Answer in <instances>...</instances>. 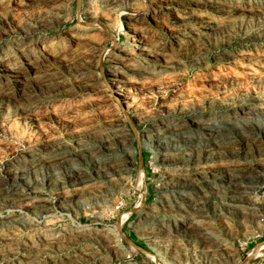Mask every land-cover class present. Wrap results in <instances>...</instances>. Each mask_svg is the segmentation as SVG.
<instances>
[{"label":"rangeland","instance_id":"1","mask_svg":"<svg viewBox=\"0 0 264 264\" xmlns=\"http://www.w3.org/2000/svg\"><path fill=\"white\" fill-rule=\"evenodd\" d=\"M0 264H264V0H0Z\"/></svg>","mask_w":264,"mask_h":264},{"label":"bare ground","instance_id":"2","mask_svg":"<svg viewBox=\"0 0 264 264\" xmlns=\"http://www.w3.org/2000/svg\"><path fill=\"white\" fill-rule=\"evenodd\" d=\"M142 45V44H141ZM140 45V46H141ZM105 52L106 51H104L103 53L105 54ZM146 52V51H145ZM107 54V53H106ZM111 87V86H110ZM120 88V87H119ZM111 89V91L116 95V97H118L119 95H120V91L118 92V91H116V90H114L112 87L110 88ZM121 96V95H120ZM124 101H126L125 99H124ZM123 103V102H122ZM124 104V103H123ZM61 108H63V106L61 107ZM203 234H206V233H203Z\"/></svg>","mask_w":264,"mask_h":264}]
</instances>
